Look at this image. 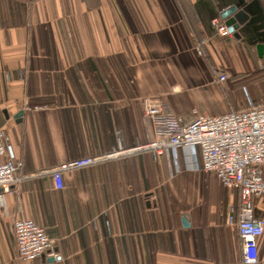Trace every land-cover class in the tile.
Returning a JSON list of instances; mask_svg holds the SVG:
<instances>
[{
    "label": "crops",
    "instance_id": "crops-1",
    "mask_svg": "<svg viewBox=\"0 0 264 264\" xmlns=\"http://www.w3.org/2000/svg\"><path fill=\"white\" fill-rule=\"evenodd\" d=\"M234 4L252 23L223 36L213 21ZM260 43L264 0H0V129L22 162L0 198V264H243L228 222L239 191L184 150L157 161L132 150L154 139L147 98L184 120L263 104ZM87 157L103 160L58 189L52 171ZM253 203L264 219V199ZM20 216L58 260H18Z\"/></svg>",
    "mask_w": 264,
    "mask_h": 264
},
{
    "label": "built area",
    "instance_id": "built-area-1",
    "mask_svg": "<svg viewBox=\"0 0 264 264\" xmlns=\"http://www.w3.org/2000/svg\"><path fill=\"white\" fill-rule=\"evenodd\" d=\"M213 26L221 35H231L220 20H214ZM219 79L224 82L227 76ZM143 110L144 122L152 130L154 139L132 151H149L157 161L161 156L184 150L190 162L200 158L197 170L214 173L226 189L238 190L239 207L232 208L228 222L239 231L242 263L259 264L264 219L256 215L253 202L256 198L264 199V103L220 116L196 112L190 120L177 116L162 97L145 99ZM119 155L115 152L104 159ZM102 160L87 157L61 163L52 171L56 187L63 188L66 173L91 167ZM21 167L14 147L6 142V134L0 129V198L19 184L17 173ZM14 237L20 262L33 263L44 256L55 260L60 257L54 250L53 238L25 216L16 219Z\"/></svg>",
    "mask_w": 264,
    "mask_h": 264
},
{
    "label": "water",
    "instance_id": "water-1",
    "mask_svg": "<svg viewBox=\"0 0 264 264\" xmlns=\"http://www.w3.org/2000/svg\"><path fill=\"white\" fill-rule=\"evenodd\" d=\"M221 19L224 21L225 26L228 28L229 33L235 37H240L241 29L247 30L250 27L252 20L248 15L247 8L240 4H234L225 8L221 13ZM257 54L261 59H264V44H257ZM22 114L18 117H21ZM2 190H0V194ZM52 261H55L52 259Z\"/></svg>",
    "mask_w": 264,
    "mask_h": 264
},
{
    "label": "trees",
    "instance_id": "trees-1",
    "mask_svg": "<svg viewBox=\"0 0 264 264\" xmlns=\"http://www.w3.org/2000/svg\"><path fill=\"white\" fill-rule=\"evenodd\" d=\"M260 260H261V255H260Z\"/></svg>",
    "mask_w": 264,
    "mask_h": 264
},
{
    "label": "rangeland",
    "instance_id": "rangeland-1",
    "mask_svg": "<svg viewBox=\"0 0 264 264\" xmlns=\"http://www.w3.org/2000/svg\"><path fill=\"white\" fill-rule=\"evenodd\" d=\"M262 87V86H261Z\"/></svg>",
    "mask_w": 264,
    "mask_h": 264
}]
</instances>
